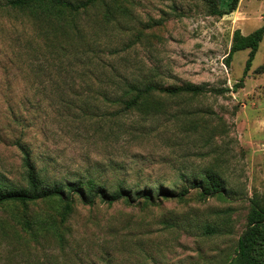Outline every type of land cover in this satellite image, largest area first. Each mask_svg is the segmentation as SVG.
<instances>
[{"label":"rangeland","instance_id":"obj_1","mask_svg":"<svg viewBox=\"0 0 264 264\" xmlns=\"http://www.w3.org/2000/svg\"><path fill=\"white\" fill-rule=\"evenodd\" d=\"M109 3L123 13L116 11L114 26L88 56L96 72L101 71L97 63H106L108 75L111 71L116 77L113 88H119L121 78L146 76L165 86L229 91L161 98L164 112L157 120L134 113L120 130L112 120L105 141L92 135L94 129L70 123L73 115L68 118L37 91L51 87L60 59L37 54L31 83L22 81L21 72L7 61L0 18V78L9 80L0 88V179L20 183L21 155L14 143L21 137L44 176L58 180L96 176L115 182L119 177L132 186H156L179 182L182 172L193 176L212 168L226 191L208 200L192 191L182 201L158 206L76 203L64 222L56 201L4 205L0 264H228L246 228L250 200L264 201V72L258 73L264 67V40L245 78L249 51L237 52L230 65L226 57L236 30L249 35L264 24V0H240L237 10L222 18L208 16L201 0ZM87 18L103 19L100 9ZM74 57L84 60V55ZM42 69L47 75L40 74ZM27 87L33 89L25 92ZM18 122L28 125L23 135L20 128L15 131ZM143 133L152 135L144 138ZM40 221L52 229L38 226ZM207 226L215 234H205Z\"/></svg>","mask_w":264,"mask_h":264},{"label":"trees","instance_id":"obj_2","mask_svg":"<svg viewBox=\"0 0 264 264\" xmlns=\"http://www.w3.org/2000/svg\"><path fill=\"white\" fill-rule=\"evenodd\" d=\"M201 1L208 16L219 18L235 12L240 3V0ZM99 9L102 20H87L93 10ZM116 11L123 13L121 8L114 10L109 0H0V18L5 21L2 33L6 57H9L7 61L21 72L22 81L29 84L32 63L37 54L43 55L45 60L51 55L57 61L60 59L62 65L56 67V75L50 79L51 87L37 88V91L52 99L50 104L58 105L59 112L68 118L73 115L76 119H69L70 123L80 124L86 130L94 129L92 135L105 141L109 138V130L113 129L109 125L112 120L119 130L124 125L126 116L134 113L139 114L142 120H157L164 112L161 98L198 96L207 92L223 94L229 91L207 90L191 84L165 86L146 76L131 80L121 78L119 88H113L115 75L111 71L108 75L103 61L96 62L101 71H94L90 66L95 65V62L88 54L95 53L99 37L102 34L106 37L108 32L104 31L114 26ZM263 40L264 24L249 35L236 30L226 64H231L237 52L248 50L245 78ZM75 55H84V60L76 59ZM75 65H80L83 69L76 70ZM3 68L7 73V66ZM263 72L264 67H261L258 73ZM64 73L67 78L62 77ZM40 74L47 75L43 69ZM77 82L85 86H74ZM7 83V77L0 78V88ZM60 84L67 86L60 87ZM32 89L23 88L25 92ZM15 124V131L20 128L23 135L28 125L22 122ZM151 135L143 133L142 137L148 138ZM0 141L3 142L1 139ZM14 146L21 155L20 168L23 175L20 183L15 185L0 179V208L8 204L27 207L40 202L56 201L62 204V222L72 214L76 203L89 207L97 204L112 206L119 202H125L129 206H158L165 200L182 201L192 191H197L202 200L221 197L226 191L223 178L212 168L193 176L182 172L179 182L176 179L169 184L159 183L156 186H143L138 182L132 186L127 184L126 179L119 177L113 178L115 182H102L96 176H75L58 180L53 176H44L45 170L38 168L32 149L21 137L15 140ZM25 225L28 229L33 228V224L29 222ZM38 226L46 230L52 229L45 221L38 222ZM204 233L212 235L215 230L207 226ZM228 264H264V201L258 197L250 200L246 228L239 237L235 255Z\"/></svg>","mask_w":264,"mask_h":264}]
</instances>
